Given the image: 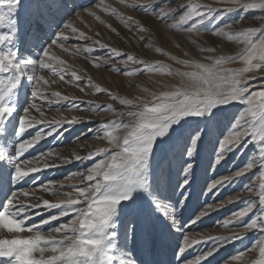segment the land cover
Here are the masks:
<instances>
[{"label": "snow or ice", "instance_id": "snow-or-ice-1", "mask_svg": "<svg viewBox=\"0 0 264 264\" xmlns=\"http://www.w3.org/2000/svg\"><path fill=\"white\" fill-rule=\"evenodd\" d=\"M166 2L167 0H153L150 4L128 6L140 8L148 13H157L163 20L173 15L171 12H165ZM230 2L245 11L252 9L264 11V0H248L244 3H241V0H230ZM70 4L71 0H0V29H7L0 31V74L10 73L6 79L0 78V134H6L11 123L15 144L11 150L0 147V161L7 158L13 163L14 168L13 173L6 167L0 166V196L6 200V204L0 206L2 209L0 228H6L9 233L24 231L32 233L35 229L34 234L26 238L0 239V258H7V264H166L164 257L168 249V234L159 227L160 214L170 222V228L180 229L181 225L177 222L178 209L181 208V200L186 201L184 192L191 187L190 177L194 176L192 161L199 154L200 145L206 139L209 143H213L212 163L216 166L221 165L229 153L234 152L247 140L259 143V175L264 177V90L251 91L245 75L254 70L264 71V29L249 27L239 33L246 47L238 57H208L211 63H203L171 56L173 61L189 69L175 71V74L181 77V82L178 86H173L174 90L153 92L150 94V99L141 100L139 103L108 93L113 99H119L122 105L136 109L120 113L121 116H128L132 120L101 123L98 129L94 130L96 134L102 131L103 138L108 140L115 151L105 148L89 153L86 157H76L77 160H81L103 155L99 162L87 169L86 174H82L85 180L92 183L78 189V199L70 198L61 203L43 201L47 209H59L58 215L51 216L52 221L74 214V218L69 223H63L52 229V232L60 234V238L49 240L43 235L40 226L24 227L23 214H27L28 207L36 208L37 205L20 203L16 206L15 212L13 211L17 193L11 191L9 187L12 179L20 184L30 173L38 171L36 167L25 170L22 164L29 165L30 162L21 161L20 158L40 139V134L32 140L23 137L27 129L42 122L29 119L28 108H23L24 115L12 123L11 118L16 114L12 101L22 80L27 79L34 85L32 98L35 100L39 97L51 104L41 87L49 81L40 75V72L46 69L63 80V69L54 66V62L63 65V61H57L55 56L50 57L49 44L42 49V56L37 60L29 58L21 60L20 48L15 46V42L19 40L25 49L41 46L43 34L50 29L55 17L68 9ZM104 7L105 10L108 9V6ZM236 10L233 7L226 9L229 13ZM213 11L208 9V13ZM208 13L193 9L182 14L180 20L189 21L193 15H197L203 23ZM112 14L119 15L115 9H112ZM120 19L126 22V26L133 24L130 17H120ZM208 19H211V16H208ZM134 26L140 32L148 30L139 24ZM63 28H71V24H63ZM72 31L76 33L75 28H72ZM219 32L223 33V29ZM78 35L85 38L82 32ZM59 39L67 40L62 31L59 33ZM141 39L145 38L141 37ZM55 42L53 40L51 43ZM93 43L101 49H108L109 56L104 60L105 64L117 59L124 66L123 68L112 66L111 70L114 72L132 76L141 71V68L129 69L127 66L131 63L142 65L143 71H167L169 75L173 74L169 66L160 62L149 65L136 56L118 51L116 48L109 49L107 44L99 41ZM86 51L92 52L93 49L89 47ZM157 51L161 50L158 48ZM201 51L212 52L214 49L207 48ZM236 59L241 60L245 66L238 69L224 66L226 62L234 63ZM72 76L79 81L80 77L76 76L75 72ZM88 83L90 84L91 81L89 80ZM96 87L99 92L107 91ZM52 95L58 99H68V97H60L58 93ZM235 102L245 105V110L238 118H233L230 127L234 131L221 139L220 124L229 119L228 109L224 106L233 105ZM30 107L40 111L36 103L31 104ZM101 107L90 106L96 111L101 110ZM103 107L109 112L114 111L111 105ZM59 126L60 122H56L50 125V129ZM120 129L124 130L122 136L114 134ZM164 138H167V145L161 148L160 163L154 167L152 163L156 156L154 148L157 142ZM177 154L182 160L180 172L183 174V180L173 188L171 161ZM254 163L255 161L247 162L243 169L235 171L234 177L224 176L215 180L207 186V192L211 193L233 183L235 178L253 169ZM181 183H184V190L180 198L174 199ZM170 191L171 196L168 195ZM22 195L27 196L28 193L23 192ZM82 202H86V207L78 206ZM258 206L261 207V213L244 225L246 230L259 229L264 232V183L260 184ZM211 207L209 205L207 209L193 217L192 222H198L207 215ZM255 207L257 205L249 202L247 207L234 215L243 218L253 213ZM49 222L45 219L43 224ZM121 227L124 237L122 244L118 232ZM238 238L243 237H217L216 241L222 247L225 241ZM129 239L139 253L138 256H133L128 249ZM193 243L199 241L183 236L181 244L173 250L174 256L184 259L186 249ZM217 250V244L214 243L212 249L201 253L194 261L185 260V264L208 262ZM46 252H50L51 255L46 257ZM259 255L260 259L256 260L255 264H264V246H260ZM0 264L3 262L0 261Z\"/></svg>", "mask_w": 264, "mask_h": 264}, {"label": "rangeland", "instance_id": "rangeland-1", "mask_svg": "<svg viewBox=\"0 0 264 264\" xmlns=\"http://www.w3.org/2000/svg\"><path fill=\"white\" fill-rule=\"evenodd\" d=\"M244 2H248V0H241V3ZM150 3H153V0H75V2H71L68 9L62 12V16L58 14L55 17L50 27L51 30H46L42 36L41 46L32 48L35 49V53L27 54L19 40L15 42V46L20 48V52L22 51L21 60L26 58L37 60L42 56V49L49 44L50 57L55 56L57 61H63V65L54 62L55 67L63 69V80L59 76L52 75L46 69L40 72V75L49 81L48 84H42L41 87L51 104L39 97L35 100L32 98L31 92L34 85L27 79H24L26 83H23L24 80H22L12 101L13 107L16 108V114L11 118L12 123L24 115L23 108H28L29 119H35L42 123L35 124L25 132L23 139L32 140L37 134H40V139L20 158L21 161L30 162L29 165L22 164L25 170L29 167H36L38 171L30 173L23 182L18 184L19 186L12 179L9 187L11 191L15 186L18 187V192L21 193L20 203L37 205L36 208L28 207L27 214H23L24 227L28 228L33 225L42 227L43 235L49 240L60 238V234L52 232V229L61 223H69L74 218V214L52 221L51 216L58 215L59 209H47L43 201L61 203L70 198L78 199V189L92 183L85 180L82 174H86L87 169L99 162L103 155L81 160H77L76 157H86L89 153L105 148L115 151L108 140L103 138V132L96 134L94 130H97L101 123L132 120L128 116H121L120 113L136 109L129 105H122L119 99H113L112 96L139 103L141 100L150 99V94L153 92L174 90L173 86H178L181 82V77L176 75L175 71L189 69L173 61L171 56L203 63H211L208 57H238L246 47L239 33L249 27L264 29V11L259 9L245 11L238 5L232 4L230 0H167L165 12H171L173 15L167 16L163 20L157 13H148L140 8L128 6ZM98 4L101 6L97 7ZM189 5L192 7H187ZM104 6H108V9L105 10ZM228 7L237 10L229 13L226 11ZM112 9H115L119 15H113ZM193 9L201 13H208V9L214 11L208 13L211 19L205 16L203 23L200 22L197 15H193L189 21L181 22L180 16ZM120 17H130L133 24L126 26V22ZM63 24H71V28L65 29ZM134 24H139L148 30L140 32ZM72 28L76 29V33H73ZM220 29H223V33L219 32ZM0 31H7V29H0ZM61 31L67 37L66 41L59 39ZM81 32L84 33L85 38L78 35ZM141 37L145 39H141ZM53 40L56 42L51 43ZM94 41L107 44L109 49L116 48L118 51L136 56L149 65H156L157 62H160L169 66V70L173 74L169 75L167 71H143L142 65L131 63L127 66L129 69L141 68V71L132 76L114 72L111 70L112 66L120 68L124 66L117 59H112L109 64H105L104 60L108 58L109 51L99 48L97 44L93 43ZM89 47L93 49L92 52L86 51ZM158 48L161 51L158 52ZM207 48H212L214 51H201V49ZM224 66L238 69L245 65L241 60L236 59L234 63L226 62ZM73 72L80 77L79 81L72 76ZM8 75L10 73L0 74V78L6 79ZM245 75L246 83L251 91L264 90V71L254 70ZM25 84L28 89H25ZM96 86L107 91L99 92ZM22 90H24V97L20 99L19 92ZM53 93H58L60 97H68V99H58L52 95ZM108 93H111L112 96ZM33 103L37 104L40 111L30 107ZM92 105L102 106L101 110L96 111L94 108H90ZM107 105H111L114 111H107L103 107ZM224 107L228 109L229 119L220 124L221 139L234 131L230 124L233 118H238L239 114L244 112L246 106L235 102L233 105ZM73 121L75 122L73 123ZM56 122H60V126L50 129V125ZM9 125L12 126L11 123ZM114 134L122 136L124 130L120 129ZM166 145L167 138L157 142L154 148L156 156L152 161L153 166L160 163V150ZM14 146L12 128L6 134H0V147L11 150ZM259 147V143H253L249 139L234 152L229 153L221 165L216 166L212 163L214 158L213 143H209L206 139L200 145L199 154L192 161L194 176L190 177L191 187L187 192H184V197L186 201H189L199 193L200 212L207 209L209 205L212 206L208 214L205 215L209 216L211 226L207 231L192 233L188 230L182 232L181 228L179 230L170 228V222L163 214H160L158 222V224L160 221L168 223L167 226L172 231L171 243L176 241L181 244L183 236H187L190 240L207 236L206 250L198 251L196 243L190 244L186 249L185 253H188L190 258L192 256L196 258L208 249H212L214 243L217 244L218 249L221 248L216 241L217 237L240 236L243 238H238L237 242L225 241L222 246L225 250L221 251L220 257L222 260L215 261V264H255V261L260 259L259 248L264 246V232L259 229L246 230L244 228V225L261 213V207L258 206L259 192L260 184L264 183V177L259 175ZM7 155L6 152V157ZM250 161H255L253 169L248 170L245 175L235 178L233 183L223 188L213 190L211 193L207 192V186L212 182L224 176L234 177L235 171L243 169ZM181 163L182 160L177 154L172 164L173 188L183 180V174L180 172ZM0 165L14 173L13 163L9 159L0 161ZM183 190L184 183H181L175 194L179 193L180 195ZM23 192H27L28 195H22ZM249 202L257 205L254 212L243 218H237L234 214L247 207ZM219 205L222 207H218ZM78 206L86 207V202H82ZM187 210L188 205L184 204L182 199L181 208L178 209L179 216H184ZM45 219L50 221L46 224V228L43 224ZM34 231L35 229L32 233L28 231L13 232L10 233V239L26 238L34 234ZM118 232L122 244L124 240L123 227L119 228ZM127 247L133 256H137L131 239L128 240ZM169 249H171L170 246ZM49 255H51L50 252L45 253L46 257ZM0 261L7 264L6 258H0Z\"/></svg>", "mask_w": 264, "mask_h": 264}, {"label": "bare ground", "instance_id": "bare-ground-1", "mask_svg": "<svg viewBox=\"0 0 264 264\" xmlns=\"http://www.w3.org/2000/svg\"><path fill=\"white\" fill-rule=\"evenodd\" d=\"M71 2H75V0H71ZM94 10V9H93ZM60 16L63 15V13H60L59 14ZM68 21V20H67ZM51 30V29H50ZM54 30V29H53ZM56 37V36H55ZM58 39V38H57ZM72 39V37L70 38V40ZM20 43V41H19ZM18 43V44H19ZM21 45V44H20ZM37 48V47H36ZM22 49V48H21ZM25 49V48H24ZM26 53H30V54H33L35 53V49L33 50L32 48H28L25 50ZM24 51V52H25ZM21 53L22 51L20 52V56H21ZM25 82V80L23 81V83ZM26 83V82H25ZM26 84H25V89H26ZM28 89V88H27ZM28 91V90H27ZM22 97H24V90L20 91L19 92V98L21 99ZM12 126H8V131L11 130ZM174 162V158L172 159L171 161V164H173ZM158 165V164H157ZM156 165V166H157ZM1 166V165H0ZM155 167V165H154ZM16 185V184H15ZM18 185V184H17ZM19 186V185H18ZM21 187V186H20ZM19 187V188H20ZM13 192H16L17 193V197L16 199L14 200V208H13V211L15 212V209H16V206H18L21 202L20 200V195L21 193L18 192V187L15 186V188L13 189ZM169 196H171V191L168 193ZM180 195L179 193L178 194H175V197L174 199L176 198H179ZM11 198V196L9 197ZM199 193H197L193 198H191L189 201H185L184 199V204L187 203L188 205V210L186 212V214L184 216H179L178 218V224L181 225V229H182V232L183 230H188V232H194V233H197V232H203V231H207V229H209V227L211 226L210 225V219H209V216H203L198 222H195L193 223L192 220H193V217H195L197 214L200 213V210H201V204H200V201H199ZM4 200V198H3ZM2 200V196H0V206L6 204V200L3 201ZM182 201V200H181ZM83 205V204H82ZM2 210V209H0ZM40 212V211H38ZM43 214V213H42ZM45 214V213H44ZM46 215V214H45ZM40 216V215H39ZM48 216V215H47ZM43 217V216H42ZM224 222V221H223ZM54 223V222H53ZM63 224V223H61ZM59 224V226L61 225ZM167 222L165 221H160V224H159V227L167 232V240H168V249L166 251V254H165V262L166 264H185V260L187 261H194L195 258H190L189 254L188 253H185V258L184 259H180L178 256H174V251L173 249H175L177 247V245H179L178 242L174 241L171 243V236H172V231H170V229L168 228L167 226ZM39 225V224H38ZM58 225V223H57ZM55 226V225H54ZM44 227V226H43ZM42 228V227H41ZM45 228H46V225H45ZM50 230V228H49ZM186 233V232H185ZM212 234V233H211ZM10 233L7 231L6 228H0V239H10ZM206 235V234H205ZM209 235V234H208ZM210 236V235H209ZM204 237V236H202ZM207 237V236H206ZM204 237V238H200V237H197L196 238V241H199V243H196L197 244V248H198V251L201 250V251H204L206 250V241H207V238ZM211 237V236H210ZM209 238V237H208ZM14 239V238H13ZM239 240V239H238ZM237 239H234L233 241L234 242H237L238 241ZM232 241V242H233ZM129 246V245H128ZM169 246L171 249H169ZM222 248V247H221ZM219 248L217 251H215V254L214 256L210 259V261H202L201 264H215V261H221L222 258L221 257V251L222 250H225L224 248ZM139 255V253L137 252V256ZM191 255V254H190ZM216 257V258H215ZM7 259V258H6ZM3 260V259H1ZM5 262V260H4Z\"/></svg>", "mask_w": 264, "mask_h": 264}]
</instances>
